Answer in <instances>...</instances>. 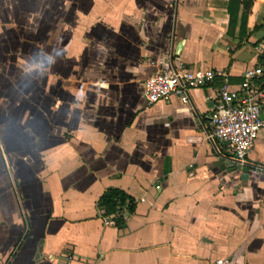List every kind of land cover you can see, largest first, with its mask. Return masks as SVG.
Instances as JSON below:
<instances>
[{
  "label": "crops",
  "instance_id": "0c3cea01",
  "mask_svg": "<svg viewBox=\"0 0 264 264\" xmlns=\"http://www.w3.org/2000/svg\"><path fill=\"white\" fill-rule=\"evenodd\" d=\"M235 1L230 26L232 0H0V264H264V129L240 167L219 82L143 95L160 62L233 89L264 64V0Z\"/></svg>",
  "mask_w": 264,
  "mask_h": 264
},
{
  "label": "built area",
  "instance_id": "2783aa9c",
  "mask_svg": "<svg viewBox=\"0 0 264 264\" xmlns=\"http://www.w3.org/2000/svg\"><path fill=\"white\" fill-rule=\"evenodd\" d=\"M161 69L144 84V99L149 106L178 98L190 101L191 91L219 82L217 105L210 116L208 138L227 147L230 158L240 167L248 166V157L258 135L264 129V64L244 74L239 88L233 89L229 77L213 70H191L160 62ZM158 189L160 187H157ZM212 264H229L218 259Z\"/></svg>",
  "mask_w": 264,
  "mask_h": 264
},
{
  "label": "trees",
  "instance_id": "16d2710c",
  "mask_svg": "<svg viewBox=\"0 0 264 264\" xmlns=\"http://www.w3.org/2000/svg\"><path fill=\"white\" fill-rule=\"evenodd\" d=\"M239 1L232 0L229 8L230 15V26H233L236 23L237 19V10L233 11L235 5L237 6ZM242 4L246 9L252 5V0H242ZM240 3V2H239ZM98 208L101 211H104L106 215L110 216L113 214H118L119 218L118 223L124 222L123 217L124 212L134 213L136 209L135 201L125 192L118 189L108 190L99 200Z\"/></svg>",
  "mask_w": 264,
  "mask_h": 264
},
{
  "label": "water",
  "instance_id": "95a60500",
  "mask_svg": "<svg viewBox=\"0 0 264 264\" xmlns=\"http://www.w3.org/2000/svg\"><path fill=\"white\" fill-rule=\"evenodd\" d=\"M263 118H264V116H263ZM245 171H247V169H245Z\"/></svg>",
  "mask_w": 264,
  "mask_h": 264
}]
</instances>
